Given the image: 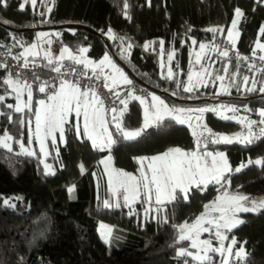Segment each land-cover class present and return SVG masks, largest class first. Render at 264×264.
<instances>
[{
	"label": "trees",
	"instance_id": "16d2710c",
	"mask_svg": "<svg viewBox=\"0 0 264 264\" xmlns=\"http://www.w3.org/2000/svg\"><path fill=\"white\" fill-rule=\"evenodd\" d=\"M21 3L24 0H8L6 8L0 5V22L15 28L11 30L0 24V47L12 39L21 49V45L25 46L34 40L35 30L31 27L51 28L60 25L55 30L61 33L63 43L72 50L81 44L87 45L89 57L98 59L107 54L123 69L113 59V53L128 67L129 72L124 73L129 79L143 85L168 104L200 106L227 102L243 107L242 112H245V106L253 110L264 107V94L258 91L249 93L243 88L237 91L235 87H230L231 95H216L219 81L214 78L218 74L224 75L220 70L227 63L218 54L211 65L207 87L198 85V89L192 93L183 91L191 69L201 65L194 62L193 50L199 47V43H210L224 37L237 7L244 12V18L238 24L236 51L245 57L257 39L264 40V34L260 32L264 25V3L259 0H151V6L147 0H128L131 19L122 14V0H54L52 11L43 17L46 23L41 22L39 13L45 11L50 0L40 4V11L31 9L27 4L21 10ZM70 23L88 26L97 33L64 26ZM215 27L223 28L224 33H217L213 38V33L206 29ZM109 28L115 39L107 34ZM104 39L109 42L111 52ZM17 40L20 44L16 43ZM192 40L197 41V44L194 45ZM160 41L164 42L162 48ZM129 43L132 45L130 49L127 48ZM149 43L151 46L146 50L144 46ZM173 51L174 58L169 62V68L174 72V79L168 80L162 78L167 75V71L160 61L165 62ZM230 59L232 63L228 65L229 72L224 81L226 85L235 68V52L230 54ZM248 64V61H241L237 83L245 75L253 76V72L248 71ZM47 65L45 60L44 68L37 72L41 81L51 76V69ZM5 76L0 70V95H5L4 102L0 103V113L10 112L14 122L9 123L5 115H0V138L4 130L13 137L8 141L11 151L0 146V200L12 196L17 206L5 207L0 203V264H183L184 258L177 257L176 248L187 245L189 241L176 244L177 230L172 225L194 220L210 200L223 192L242 193L250 200L264 197V166L247 163L264 157V137H260L251 144L209 143L207 148L224 151L233 171L224 173L226 183L210 182L201 188L193 185L187 201L178 199L162 206V211L148 214L141 200L134 203L131 215L129 208L122 203H119L120 207H115L112 202L113 207L105 208L102 195L104 187L99 177V159L105 150L94 148L87 139H77L68 130L72 126H66V143L58 146L59 155H56L55 148L48 140L46 144L51 155L42 157L36 141L32 139L29 142L27 123L23 126L15 123L21 114L6 107L7 104L15 105L16 100L14 92L6 94L11 90L2 83ZM27 78L32 84L34 111L40 82L33 80L32 73ZM255 79L259 85L264 82V75L257 72ZM173 92L177 95H173ZM125 99L128 100V107L122 117V127L125 130L138 129L142 122L140 102L128 96ZM194 99L200 100L190 101ZM245 113L258 121L256 111ZM24 115L32 119V114L27 110ZM111 120L109 126L115 139L119 133ZM204 120L214 132H224L229 137L246 135L243 123L223 119L214 112H206ZM238 130L239 133L233 135ZM21 144L36 155L24 154ZM194 145V137L187 125L165 117L162 122L147 127L135 140L119 139L111 147L110 155L113 166L136 171V156L151 155L172 146L191 149ZM41 161L48 163L54 174H46ZM81 164L85 169L83 172ZM241 164L245 167L239 173L235 172L234 169ZM93 174L98 177L97 187ZM156 207L152 205L153 209ZM238 214L245 223L227 232L229 239L224 244L234 236L237 241L235 247L246 242L245 250L250 253L245 259L246 264H264V209ZM164 219L168 223L165 224ZM98 220L112 225L108 243L103 242L98 234ZM187 259L191 264V257Z\"/></svg>",
	"mask_w": 264,
	"mask_h": 264
},
{
	"label": "snow or ice",
	"instance_id": "6c2138e0",
	"mask_svg": "<svg viewBox=\"0 0 264 264\" xmlns=\"http://www.w3.org/2000/svg\"><path fill=\"white\" fill-rule=\"evenodd\" d=\"M38 0H24V3L20 4V9L23 10L25 4L30 3L35 9ZM259 2L264 3V0H259ZM50 3L54 5V0H50ZM149 6H151V0H147ZM40 4H44V0H40ZM123 9L122 14L127 19H131L128 14V9L130 7L128 0H122ZM0 5L3 7L8 6V0H0ZM52 11L51 7L46 8L45 11H41L39 15L41 16L42 23L47 21L43 19L47 13ZM244 18V12L242 9L237 7L234 9V15L231 21V26L227 30L226 40L228 45H231V51L235 52V68L232 71L231 77L229 78L228 84H224L225 76L229 72L228 65L232 63L230 59V51L227 47L223 50L219 46L213 45L217 54L225 58L227 63L220 70L224 75H216L214 80L220 82V87L223 89V94L231 95L229 88L235 87L237 91H241L243 88L246 92H259L264 94V82L259 83L255 79V73L259 72L264 75V67H258L253 61L248 64V71L253 72V76L249 77L247 75L243 76L242 81L237 83V77L240 75L239 65L241 61H248V57L241 56L235 49L234 31L236 38H238V24L240 20ZM7 23V22H5ZM191 29H189L190 31ZM206 31L213 33V38L217 33H224V29L220 27L209 28ZM75 34V30H72ZM261 34H264V25L260 28ZM107 34L115 39V35L112 33L111 28L107 30ZM40 38L48 36V33L38 34ZM58 35V34H57ZM15 39V36H13ZM123 41V38H121ZM20 44V41H16ZM49 45L51 40L46 41ZM155 43V42H151ZM151 43L145 44V49L147 50ZM161 48L163 47V41L159 42ZM195 45L197 41L192 40ZM23 47V45H21ZM132 45L129 43L127 48L130 49ZM208 45L205 43H199V48L201 51L206 49ZM38 48L37 43H32L25 48V51L20 53L18 56L13 57L19 61L21 58L24 59L23 64L20 65L21 68L29 67V60L27 56H38L39 51H35ZM257 49L264 53V44L259 41L256 42L255 47L252 49L253 56L256 55ZM88 48L81 47L79 52L81 54L86 53ZM126 51V50H125ZM9 54H11V48L8 49ZM65 53H68V59L72 60L74 65H81L83 69L78 71L76 67L69 66L66 71L65 65L62 61L65 59ZM45 58L48 60V67L51 71L58 74V77H52L51 80H40V75L36 72H32V78L34 81H39L38 91L40 93L46 94V99H40L38 101L39 107L35 108L33 111V89L32 84H30L26 79H20V73H13L8 71V74L3 78V85L7 86L11 92H6V94L15 93V105L7 104V109L14 111L15 113L21 114L20 117L15 121L20 126H29V132L33 133L32 129V119L24 115L27 110L34 116L35 127H34V138L40 145V153L44 154L45 157L51 155V152L47 150L46 141L50 140L52 146L55 148L56 155H59V147L56 144L57 134H59V140L61 143H66L65 141V125L68 123L69 114L75 113L77 118L83 116V127L79 126V123L70 127L68 130L72 131L74 136L79 139L84 137L92 142L94 148H100L101 150L108 148L110 149L112 145L116 144L119 139L125 141H132L138 138L142 131L149 127L150 121L162 122L164 115L175 113V115H170V119L175 120L179 124H184L185 120L180 119L181 115H187L189 120V127H191V121L193 116L189 115L192 113L203 114L205 112H217L218 110L223 112L236 113L239 109L232 105L222 104L217 107H199V108H176L169 106L164 100L160 99L155 93L151 94V107L145 108V118L143 127L129 131L122 127V117L124 112L128 107V100L124 99L120 92L116 91L115 88L120 82L125 85H133V81L128 78V76L114 64L109 56L106 54L98 62H93L87 59H78L76 56L71 54V51L67 47H63L60 51V55L55 58V63L52 57L49 56L48 52H45ZM174 58V51L170 52L168 55L169 62ZM259 61L264 64V54L259 55ZM201 60L200 54H196V63L199 64ZM34 63V62H33ZM109 65L111 71L107 75H102L104 72V66ZM163 66V65H162ZM91 67L92 74L89 75L88 69ZM0 68L8 70L10 66L4 62L0 63ZM204 75H210L208 69L203 70ZM197 75H200L198 72ZM65 76L75 77L74 79H65ZM59 78L60 83L58 90L53 91L52 94H47L49 87H53L55 81ZM164 79L173 80L174 72L170 67L168 69L167 75L162 77ZM87 79L90 81L89 84L81 86L80 80ZM189 84L183 87V91L186 93H192L194 90L198 89V84L191 83L192 76L189 75ZM179 87V82H177ZM199 86L207 87V84L200 83ZM98 88L107 89L108 94L105 95L99 91ZM27 94V99H23L24 94ZM222 93H216L220 95ZM132 100H137L140 104H145L147 98L141 97L135 94V89L125 93ZM173 95L177 93L173 92ZM191 98V97H188ZM108 99L111 107H105V100ZM5 100V95H0V103ZM122 105V108H118L116 105ZM106 111H111L114 115L112 121L116 132L119 136L114 139V134L108 129V122L104 119V113ZM245 112L256 111L260 119L250 120L244 117L240 120V123L246 126V135H237L235 137H229L226 135H216L207 128L206 125H201V130L199 133L193 131L192 135L197 137V150L187 152L180 148L170 149L161 155L152 157L149 160L147 169L141 172L140 177L130 175L128 173L117 171L110 175L109 185L114 182L118 185V189H113L114 196H122L124 206L129 208V214H133L131 207V202H136L141 200L143 204L148 205L145 207V213H151L153 211L160 212L163 210L162 206L166 204H171L174 201L188 200L190 189L193 185L197 188L206 187L208 183L215 182L216 184H221L222 182H227V177L224 173L232 172L233 169L229 166L227 157L223 152H209L207 151V146L209 143H225L232 144L234 142H244L246 144L253 143L254 139L264 137V107L260 109H249L245 106ZM0 115H5L9 123H13V117L11 113H0ZM232 117L224 116V119H231ZM201 119L200 115L195 116V120L199 121ZM258 129V131L256 130ZM13 137L8 134L7 130H4V135L0 138V146L7 148L11 151V147L8 141L12 140ZM201 141H206L204 148L200 149ZM29 142H32V136H29ZM21 149L24 154L32 156L36 155L35 152L29 151L24 148L21 144ZM110 159V157H109ZM148 159V158H144ZM44 163L43 161H41ZM105 163V161H101ZM143 164V159L140 161ZM248 164H256L264 166V157L258 158L255 161L249 160ZM245 165L241 164L239 167L234 169L235 172L239 173ZM81 171L83 172L84 166L80 165ZM44 171L46 174H54L52 167L44 163ZM122 190V191H120ZM71 191V189H70ZM154 197V199H153ZM220 201H224L227 207L223 206ZM5 207L15 208L17 205L12 203L10 199L0 200ZM155 204L157 207L152 208ZM103 206L105 208L113 207V203L110 199H105L103 201ZM115 207H120L119 203L115 204ZM264 209V199L260 201L250 200L249 197L241 194L228 195L225 193L223 197L217 199L210 205H205V212L201 213L200 216L196 217L192 223L185 221L180 225H172L174 229L177 230L176 244H180L183 241H190L189 244L185 246H180L176 248L177 257H182L183 264H190L188 257H191L192 261L196 264H214V255H219V264H231V258L235 257L237 264L239 261L244 260L250 253H247L244 245L246 242L240 244L239 249L234 251L237 241L233 236L230 243L225 246L224 241L228 240L229 237L226 235L227 232H231L234 228L245 223L243 219H240L237 215L239 212H259ZM219 213V215H212V213ZM163 222L168 223L167 219ZM103 227V225L101 226ZM201 233H210L213 238L218 241L217 246H213L212 239L201 240ZM107 243V240L105 241ZM195 250V251H192ZM22 259V258H21Z\"/></svg>",
	"mask_w": 264,
	"mask_h": 264
},
{
	"label": "crops",
	"instance_id": "0c3cea01",
	"mask_svg": "<svg viewBox=\"0 0 264 264\" xmlns=\"http://www.w3.org/2000/svg\"><path fill=\"white\" fill-rule=\"evenodd\" d=\"M27 5L31 8V9H34L32 6H31V4L30 3H27ZM47 7H51V3H48L47 5H46V7H45V11H46V8ZM36 10L37 11H40V0H38V2H37V5H36ZM231 22V21H230ZM229 26H230V23H229V25H228V27L226 28V32H227V30L229 29ZM56 32H57V30H55V29H52V28H40L39 30H36L35 31V37H34V40L31 42V43H29V44H27V45H25V46H23L21 49H20V53H22V52H24L25 51V48L28 46V45H30V44H32V43H37L38 44V48L35 50V51H39V55L38 56H31V55H29V56H27V58L28 59H36V58H38L39 56H45V52H46V49H47V47L49 46V44L48 43H46V41H48V40H51V43H52V41H53V39H54V36H55V34H56ZM40 33H48V34H50V35H48V36H44L43 38H40L39 37V35L38 34H40ZM238 33H239V30H238ZM234 40H235V42L237 41V38H236V35L234 34ZM256 41H259L261 44H264V40H260V39H258V40H256ZM63 47H67V48H69L70 49V51H71V54L72 55H74V56H76L78 59H81V58H83V59H87V60H91V61H93V62H98L99 60H101L106 54H104V55H102L100 58H98V59H93V58H91V57H89L88 55H87V52L86 53H83V54H81L80 52H79V49L81 48V47H86L87 48V45H84V44H81V45H79L78 46V48L76 49V50H72L68 45H66V44H62L61 46H60V48L58 49V52L57 53H54V54H49V56L50 57H52L53 58V60H54V63L56 62L55 61V58L56 57H58L59 55H60V51L62 50V48ZM159 55H160V59H162V52H160L159 53ZM169 55V54H168ZM109 56V55H108ZM68 57V53H65V59L63 60V61H66V60H70V59H68L67 58ZM109 58H110V60L113 62V60L111 59V57L109 56ZM45 60L48 62V60H47V58H45ZM62 61V62H63ZM163 60H161L160 61V63H161V65H163L164 67H165V70L168 72V69H169V60H168V56H167V58L165 59V62L163 61ZM114 63V62H113ZM163 63V64H162ZM115 64V63H114ZM117 66V65H116ZM118 67V66H117ZM118 68H120V67H118ZM121 69V68H120ZM123 72H124V70L123 69H121ZM111 71V68H110V66L109 65H105L104 66V72H103V74L102 75H107L109 72ZM190 75L192 76V74L190 73ZM201 75V74H200ZM189 77V76H188ZM24 79H26L29 83H30V81L28 80V78H23V79H21V80H24ZM197 79H196V75H195V79H193V81L191 82V83H196L197 84ZM188 84H189V79H187V81H186ZM121 83V82H120ZM198 85H200L199 83H198ZM56 90H58V86L55 88V91ZM157 96V95H156ZM159 97V96H158ZM123 98L125 99L126 98V96L124 95L123 96ZM160 99H162L161 97H159ZM23 99H27V94H26V92H25V94H24V97H23ZM40 99H39V97H38V99H37V102H36V107L35 108H37V107H39V105H38V101H39ZM163 100V99H162ZM151 101V99L150 100H147V102H150ZM141 115H142V118H143V116H144V113H143V110H142V107H141ZM113 116H112V112L111 111H106L105 113H104V119L108 122V124H107V126H108V129H109V131L110 132H112L111 131V129H110V126H109V122H110V120H111V118H112ZM112 121V120H111ZM77 123H79V126L82 128L83 127V116L81 115V117H79V118H77L76 116H75V113L73 112V113H71V114H69V117H68V123L65 125V127L66 126H74V125H76ZM34 127H35V120H34V116H32V129H33V133H34ZM33 133H30L29 132V135H31L32 136V139L33 140H35V138H34V135H33ZM79 139H86V138H84V137H81V138H79ZM88 140V139H87ZM36 141V140H35ZM90 143H91V145H92V142L90 141V140H88ZM36 143H37V146H38V148L40 149V145H39V142H37L36 141ZM46 143V142H45ZM56 144H57V146H59V145H62L63 143H61L60 142V140H59V134H57V139H56ZM204 145V144H203ZM203 145H201V146H203ZM113 146V145H112ZM111 146V147H112ZM201 146H200V149H203V148H201ZM46 147H47V144H46ZM98 148V147H97ZM173 148H177V146H172V147H170V148H168V149H166V150H164V151H161V152H157V153H154V154H151V155H140V156H136L135 157V159H136V161H137V163H138V167H137V169H136V171H128V170H125V169H123V168H117V167H115V166H113V164H112V159H111V155H110V149H108V148H105V149H103V150H105V154L99 159V167H101V174H100V179H101V181L103 182L102 183V185H103V187H104V190H103V196H104V198L105 199H110L111 200V202H113L114 204H116V203H122V204H124V202H123V199H122V196H114L113 195V189H118V186L116 187V186H114L113 188L112 187H110V185H109V176H110V174L112 173H114V172H117V171H122V172H125V173H128V174H130V175H133V176H136V177H140V174H141V172H144V171H146V169H147V165H148V163H149V160L152 158V157H154V156H157V155H161V154H163V153H165V152H168L170 149H173ZM178 148H180V149H182V150H184V151H188L189 149H183V148H181V147H178ZM192 148H195V145L192 147ZM98 149H100V148H98ZM48 150V149H47ZM101 150V149H100ZM207 151H209V152H223L224 153V151L223 150H217V151H215V150H212V149H210V148H207L206 149ZM41 155H42V157H44L45 158V156H44V154H42L41 153ZM109 157H110V159H109ZM144 158H148V159H144ZM143 159V164H141L140 163V161ZM105 161V163H101V161ZM48 164V163H47ZM94 175V182H95V186L97 187L98 186V177L96 176V174H93ZM96 179H97V184H96ZM120 191H122V190H120ZM143 198L141 197V200H142ZM153 199H154V197H153ZM262 199H264V197H262V198H254V199H252V200H256V201H260V200H262ZM134 203L135 202H131V207H133L134 206ZM145 206L147 207L148 205H146L145 204ZM101 221V222H100ZM103 220H98V222H97V231H98V233H99V230L100 229H102V232H103V235L104 236H101L100 235V237L101 238H103V237H105L107 234H108V232L110 233L111 232V228H112V225L110 224V223H105L106 221H104V222H102ZM103 225V227H101ZM100 228V229H99ZM230 243V241L228 242V243H226L225 244V246H227L228 244ZM213 246H216V244H214ZM239 247L240 246H238V247H235L234 248V251L236 250V249H239ZM233 258V257H232ZM231 258V259H232ZM194 264V263H196L195 261H192L191 262V264Z\"/></svg>",
	"mask_w": 264,
	"mask_h": 264
},
{
	"label": "built area",
	"instance_id": "2783aa9c",
	"mask_svg": "<svg viewBox=\"0 0 264 264\" xmlns=\"http://www.w3.org/2000/svg\"><path fill=\"white\" fill-rule=\"evenodd\" d=\"M62 44H63L62 35H61V33L59 31H57L55 36H54V39H53L52 43L47 47L46 51L48 52V54L57 53L58 49L60 48V46ZM205 44L209 45L210 48H214L213 45L219 46L220 49H224L225 47H227L229 49V51H230V54L234 53L233 51H231V45H228L226 37H222V38H220L217 41H213V42L205 43ZM254 47H255V45H254ZM9 48H11V54H9V52H8ZM19 54H20V49L17 47V45L14 43V41L12 39H8L4 43V45L2 47H0V63L6 62L10 66V68L8 70L0 68V70H2L6 75L8 74V71H11L13 73H20V79H23V78H27L28 74H31L32 72H36V73L40 72L44 68V66H45V56H39L36 59H28L27 58L29 60V67L28 68H21L20 65L23 64L24 59L21 58L19 61H17L16 59H13V57L18 56ZM261 54H264V53H262L259 49H257L256 55L253 56V53H252V50H251L248 54L245 55V57L249 58V60H248L249 64L254 61L257 64L258 67H264V64H262V62L259 61V59H258L259 55H261ZM62 63L65 65V69H62V71H66L69 66L76 67L78 71L85 70V69H83V67L81 65H74L72 60L64 61ZM86 70L88 71L89 75L92 74L91 67H89ZM52 77H58V74L53 72V71H51V76H50V78L48 80H51ZM64 78L65 79H74L75 77L65 76ZM59 83H60V80L58 78L55 81L54 86L48 88L47 94H49V95L52 94V92L55 91V88L57 86H59ZM89 83H90V81L87 80V79H81L80 80V84H81L82 87L87 85V84H89ZM187 84L188 83L186 82L185 85H187ZM133 88L135 89V94L136 95H139L141 97L147 98V100L151 99L152 92L149 89H147L146 87H144L143 85H141V84H139L137 82H133V85H131V86L125 85L123 82H121L115 88V90L120 92V94L122 95V94L130 91ZM97 91H99V92H101V93H103L105 95H110V94H108L107 89L98 88ZM38 97H39V99H46V94L39 92ZM105 107L106 108L111 107V104H110L108 99L105 100ZM213 259H214V264H219V260H220L219 255H214ZM194 264H196V263H194ZM231 264H237V261L235 260V257H233L231 259ZM238 264H246L245 259L239 261Z\"/></svg>",
	"mask_w": 264,
	"mask_h": 264
},
{
	"label": "rangeland",
	"instance_id": "374dc122",
	"mask_svg": "<svg viewBox=\"0 0 264 264\" xmlns=\"http://www.w3.org/2000/svg\"><path fill=\"white\" fill-rule=\"evenodd\" d=\"M232 21V20H231ZM230 26H231V22H230ZM229 26V27H230ZM234 34H235V31H234ZM227 36V32L225 31V35H224V37H226ZM258 40V39H257ZM257 42V41H256ZM255 45H256V43H255ZM197 53H199L200 54V57H201V60H200V66H197V67H193L192 69H191V74H192V81H193V79H195V75H196V79H197V84L199 83H203V84H207V83H210V80L208 79V75H204V73H203V70L204 69H208V72L210 73V70H211V65L213 64V62L215 61V55H217V51L215 50V48H210V46L208 45V47L206 48V49H204L203 51H201L200 50V48L198 47V48H195V50H193V54H194V57H193V60H194V62H196V54ZM163 62V61H162ZM163 64V63H162ZM200 73L201 75H197V73ZM191 81V82H192ZM218 82V81H217ZM225 84V83H224ZM216 92L217 93H223V89L220 87V82H218L217 83V85H216ZM155 95H157V94H155ZM158 96V95H157ZM151 103H152V101H150V102H146L145 104H140L141 105V107H142V110H143V113H144V116H143V118H142V122H141V126H140V128H142L143 127V124H144V118H145V108H150L151 107ZM166 103V102H165ZM168 106H169V108H172V107H176V108H185V109H187V108H199V107H217L218 109H219V106L220 105H222V104H227V105H232V106H235L234 104H232V103H227V102H213V103H205V104H202V105H200V106H180V105H173V104H168V103H166ZM235 107H237L238 109H239V111L238 112H236V113H232V112H227V111H223V112H221V111H217V112H215V114L218 116V117H221V118H223L224 119V116H229V117H232L230 120H234V121H237V122H240V120L241 119H243L244 117H247L248 119H250V120H256L255 118H253L252 116H248L245 112H242L241 111V109L243 108H240L239 106H235ZM258 109V108H257ZM260 109V108H259ZM206 113V112H205ZM205 113H203V114H198V113H192V114H189V115H192L193 116V120L191 121V127H189V120H188V116L187 115H181L179 118L180 119H184L185 120V125H187L189 128H190V131L193 133V131H196L197 133H199L200 132V130H201V125H206L207 126V128L208 129H210L209 127H208V125L206 124V122H205V120H204V116H205ZM170 115H175V113H171V114H167V115H164V117L163 118H165V117H170ZM196 115H200L201 116V119L199 120V121H196L195 120V116ZM259 117V116H258ZM259 119H260V117H259ZM258 119V120H259ZM155 124H157V122H154V121H150V123H149V126H153V125H155ZM245 125V124H244ZM243 125V126H244ZM140 128H138V129H140ZM243 128V127H242ZM138 129H131V130H129V129H126V130H129V131H134V130H138ZM211 130V129H210ZM211 132L212 133H214V134H216V135H228V134H226V133H224V132H214V131H212L211 130ZM237 133H239V130L237 131V132H233V135H236ZM194 137V142H195V148H191V149H189L187 152H191V151H195V150H197V137H195V136H193ZM205 143V141H201V143H200V146L201 145H203ZM110 175H112V173L110 174ZM109 179H110V176H109ZM96 184H97V179H96ZM114 186H118L117 184H115L114 182L111 184V186L110 187H114ZM225 193H227L228 195H236V194H241V195H245V194H242V193H232V192H223V193H220L217 197H216V199H214V200H210L206 205H210V204H212L214 201H217V199L218 198H220V197H223L224 195H225ZM245 196H247V195H245ZM248 197V196H247ZM3 199H10L11 200V202L13 203V200H14V198L12 197V196H6V197H4ZM220 203L223 205V206H225V207H227V204L224 202V201H220ZM203 212H205V208H204V210L201 212V213H203ZM200 213V214H201ZM200 214L198 215V216H200ZM212 215H219V213H212ZM237 215H238V217H239V214L237 213ZM197 216V217H198ZM194 220H192V221H190L189 223H192ZM101 222V221H100ZM102 222H104V221H102ZM105 223H107V222H105ZM184 222H182L181 224H183ZM100 229V228H99ZM99 236L101 235V236H104L103 235V232H102V229H100L99 230ZM226 235H227V233H226ZM101 238V237H100ZM102 239V241L103 242H105L106 240H107V243L109 242V239H110V233L108 232V234L105 236V237H103V238H101ZM200 239L201 240H205V239H212V242H213V245L214 244H216V246L218 245V241H216L214 238H213V236L210 234V233H201V235H200ZM106 243V242H105ZM190 243V241L188 242V244ZM182 246H185V245H182ZM192 251H195V250H192Z\"/></svg>",
	"mask_w": 264,
	"mask_h": 264
},
{
	"label": "water",
	"instance_id": "95a60500",
	"mask_svg": "<svg viewBox=\"0 0 264 264\" xmlns=\"http://www.w3.org/2000/svg\"><path fill=\"white\" fill-rule=\"evenodd\" d=\"M0 24L3 25L4 27L8 28V29H11V30L15 29V28H13V27H11V26H9V25H6V24H4V23H2V22H0ZM64 26H65V27H68V28H81V29H84V30H87V31H91V32H93V33H97L96 31H94V30L91 29L90 27L85 26V25H82V24H74V23H70V24H64ZM59 27H60V25H54V26H52L51 28H52V29H57V28H59ZM31 29L36 31V30H39L40 28H39V27H31ZM18 30H20V29H18ZM104 42H105V44H106L108 50L111 52L112 50H111V47H110L109 42H108L106 39H104ZM111 55H112L113 59H114V60H115V61H116V62H117V63H118L123 69H124L125 72H129L128 67H126V66L122 63V61L116 57V55H114L113 53H112ZM165 93H166V92H165ZM167 94H168V93H167ZM176 99H177V98H176ZM179 100H180V99H179ZM198 100H200V99H194V100H190V101H198ZM185 101H188V100H185Z\"/></svg>",
	"mask_w": 264,
	"mask_h": 264
}]
</instances>
